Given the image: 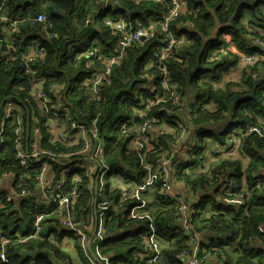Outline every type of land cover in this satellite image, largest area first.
<instances>
[{"label": "trees", "instance_id": "obj_1", "mask_svg": "<svg viewBox=\"0 0 264 264\" xmlns=\"http://www.w3.org/2000/svg\"><path fill=\"white\" fill-rule=\"evenodd\" d=\"M112 2L122 5L125 17L134 26L150 23V20L157 21L166 7V4L154 1ZM98 4H101L100 0H5L1 14L17 21V24L12 31L10 22H0V103L7 98L23 110V147L26 150L34 140L31 128L34 116L39 114L36 100L31 95L35 84H41V90L49 99V108L69 109L74 119L88 127L91 118L98 116L99 135L105 142L103 155L110 167L107 173L112 172L124 180L135 179L130 185L129 181L123 183L129 191L138 193L125 202L120 200L119 190L108 193V198L118 204V208L108 212L103 221L97 210L96 218L98 225L102 224L107 232L119 231L120 235L118 238L96 237L91 245L92 253L101 264H152L146 259L134 262L133 257V253L143 246L142 235L148 232L153 233L161 246L160 264H182L174 259V255L188 247L190 236L176 222V198L162 197L164 185L174 181L159 175L151 184L154 189L149 190L148 186V190L142 191L147 169L139 164L140 158L132 146L133 133L129 126L135 118L134 110L146 100L154 102L158 97L170 98L166 89L159 85L161 74L157 68L147 67L146 64L148 56L158 44L157 37L143 45L129 47L121 64L113 68L112 81L104 87L103 97L98 102H88L90 97L85 82L98 70L99 63H90L86 52L97 47L101 50L102 58H105L114 53L117 46L114 31L103 20L108 11L98 9ZM246 11L253 20H244ZM39 14L45 16V22L35 20ZM171 24H174L176 37H183V42L174 48L165 61L170 72L168 85L178 95L180 103L189 101L187 103L192 107L188 114L185 113L188 110L177 109L172 118H166L161 109L166 103L155 104L150 114L157 118L156 129L164 122L167 128L165 133H155L152 143L167 148L166 141L177 138L171 129L175 132L181 130L173 125L172 119H177L187 131L194 128V134L189 132L188 139L191 137L190 145H193L196 138V148L190 151L188 167L179 168L176 180L184 182L190 190L198 188L203 191L200 202L194 206L197 211L192 218L202 236V246L207 250L215 248L217 255H221V251L224 254L225 248L234 246L235 257L232 259L226 253L225 264H264V178H257L255 174L264 165V135L242 130L234 136L243 142L241 151L224 159L218 158L221 154L214 147L218 144L226 151L227 137L232 129H244L247 122L256 123L259 116L264 117L262 78L253 80L250 76H244L245 85L228 83L224 88L218 86L223 74L236 65L238 52L263 51V46L255 50L250 44L253 42L257 45L253 37L263 40L261 33L253 27L264 29V0H188L184 13L180 12L174 17ZM246 36H249L248 39ZM10 45L15 47L13 59L8 54ZM229 48L228 53L224 54V50ZM29 56L35 59L30 62L32 73L26 74L24 62ZM255 70H258L257 66L251 69ZM137 84H140L139 88H135ZM153 87L156 88L155 97L150 91ZM191 98H194V103L189 100ZM33 108L36 110L34 116L31 112ZM39 116L41 150L62 153L61 150L78 149V146L62 149L57 141L58 145H50L45 116ZM123 123L126 125L121 128ZM13 124V119L5 123V144L0 149V176L15 173V192L28 189L37 196L35 177L41 164L31 162V169H22L16 161L14 137L11 135ZM218 125L221 128L224 126V129L216 131ZM259 125L264 128V122ZM160 149L166 150L155 149L148 155L149 161H154ZM42 158L51 165L55 184L61 177V170L66 167L59 159ZM77 163L83 164L82 160ZM84 168L76 169L75 181L68 178L65 190L71 186L78 188L80 194L75 200L74 218L91 222L93 212L90 207L94 203H90L92 200ZM228 183L237 187L227 192L222 185ZM109 185H105L106 191ZM132 186L135 189L131 190ZM240 190L246 191L244 194L248 200L242 206L232 201ZM152 191L155 201L146 204L148 210H137L136 213L141 216L139 218L130 217L132 209L143 204V196H149ZM6 199L3 197L0 201V229L10 240L6 264H70L67 250L60 248L61 242L69 237L75 239L74 248L81 261L91 264L75 234L58 226L57 223H61L60 211L45 220L40 238L19 242L21 238H17L16 234H33L34 215L42 211L43 206H32L33 200L29 197L10 210L15 200L7 202ZM89 203L91 206L88 207ZM52 205L57 208L56 204ZM92 223L94 226V219ZM252 237L263 241L261 249L253 248ZM217 258L221 259V256Z\"/></svg>", "mask_w": 264, "mask_h": 264}, {"label": "built area", "instance_id": "obj_2", "mask_svg": "<svg viewBox=\"0 0 264 264\" xmlns=\"http://www.w3.org/2000/svg\"><path fill=\"white\" fill-rule=\"evenodd\" d=\"M5 0L0 1V7L2 4H4ZM133 3H139V2H145V1H154L155 3H164L168 7L167 10H164L157 21L150 20V23H144L141 28L134 30L132 32H124L123 28L124 25L132 23L131 20H128L125 17V12L122 10H118L116 8L110 9L111 15L110 16H104L103 20L111 21L112 19H116L118 24L116 25V31L114 32L113 36L116 39L117 46L114 47L115 52L112 54H104L106 55L105 58H102L103 55L100 54V49L95 47L93 50H88L86 52L87 57L89 58L90 63L98 62V70H95L90 77L88 81L85 82V84L88 86V92L92 93L97 96H102L104 94V87L111 83L112 81V67L118 66L121 64L124 57L127 55L126 48L131 47L134 45H143L147 41L154 39L157 37L158 44L156 45L154 52H152L147 59V67L155 66L157 68V72H159L160 75V81L159 85L167 90H169L170 86L169 84V70L167 69L165 65V61L171 56L174 48L179 44L183 42V37L177 38L176 34L174 32V24H171V21L176 17L180 12L185 11L186 6L188 4V0H130ZM1 20H7V17L1 16ZM38 19H44L43 15H39ZM15 28H12V31ZM12 39V37H11ZM256 42L262 43L261 40L256 38ZM15 52V47L12 45L8 48V54L10 55V59H13V53ZM257 56H240L238 58V65H243L248 71L250 72L249 76L252 79L259 78V74H257L256 71H251V69L254 66H257L258 69H264V59H258L259 57L264 56V47L263 51L256 52ZM35 57L29 56L28 61H33ZM103 62L106 64L103 65ZM25 72L30 71L29 63L26 61L25 63ZM147 75V74H146ZM143 78H145V74L143 75ZM156 78V76H154ZM152 79V78H151ZM161 83V84H160ZM166 84V85H165ZM151 93L156 96V88H151ZM31 95L36 100L37 105L42 106V112L39 113L41 115L45 116L49 115V117H54L60 121H62L64 124L67 125L68 129L73 128H79L81 132L90 133L91 137L88 138L85 142L78 145V149L69 150V151H62V154L58 155L56 151L54 150H41L37 146V141L40 140V131L38 128H34V131H32L34 140L30 143L29 149L26 150L23 147V137H24V129L22 126L17 125L15 126L12 131L11 135L15 138V149L17 150L15 159L20 164L22 169H31L32 164L31 162H39L42 161L40 165V170L38 171V176L36 180L38 181L37 190L38 195L35 196L31 191L28 189H22L21 192L16 193L14 195H9L12 200H14L17 197L23 196V197H31L33 202L32 204L36 203L43 205L40 202H37V199L42 196L47 202L51 204H56L57 208L59 210L64 209L66 210V214L64 215V226L67 228H70L74 231L75 236L78 238L79 243L81 244L82 248L85 250L87 254V241L90 237L91 232H84L83 229L86 228V224L82 222L76 221L73 216L71 215V211L74 208L75 200L80 194L79 190H76L75 187H72L70 189L65 190L67 185V180L64 176V174L57 179L56 183L53 184V177L54 174L51 170V165L45 163V159H43V156L48 157H55L59 160L64 161L63 166L66 167L63 172L67 173L69 170H75L77 168L85 167V165L78 164L77 162L81 159H88L91 164L90 168L87 169L84 168V173L86 178L88 179L87 187L91 190L92 195H94L96 198L101 200V206L98 209L99 210V216L101 218H104L106 214L110 211L115 210L118 208V204L111 201L108 197V193L104 190L103 186L98 185L96 188V177L101 169V176H105L110 167L105 162V157L103 155V148L100 146V139L97 137L98 132L100 131L98 121L96 118H91V121L89 122L90 128H86V126L83 124V122H78L76 119L73 118L71 115V112L69 109L60 110L55 107L49 108V103L47 99L45 98L43 93L35 94L31 92ZM162 97L156 98V101L153 102V100H146L145 103H142L138 108L134 110V116L137 115L139 120H132L130 123V130L133 133V136L131 140L134 143V149L138 154V157L140 158V161L145 162L147 160V156L141 155V151L144 149V147L152 148L153 140H152V134H161L166 132V123L164 122L163 125L156 129V122L157 118L155 115L150 114V109L155 106L157 103H161L160 99ZM151 101V103L147 102ZM166 103L164 107H162V111L164 113V116L166 118H172L171 111H176L178 108L176 105H174L172 102H162ZM145 106L143 107V105ZM20 108L13 102H7L4 104V114L0 111V146L3 143L2 135L5 132V123L9 120V115L12 111L19 110ZM102 111V109H101ZM3 114V115H2ZM36 115L34 116L35 123L40 122V116ZM166 120V119H165ZM173 125L175 127L180 128L181 132H187V129L184 128L177 119H172ZM126 124H122L121 128H123ZM247 132H256L258 134L264 135V128L260 125H255L250 127L246 130ZM171 132H175L174 129H171ZM234 134L231 135L227 141V143H240L241 139L235 138L234 136L238 135ZM184 139L182 137H177L173 142L180 143L181 140ZM36 141V142H35ZM190 142V141H189ZM188 142V143H189ZM61 147V146H60ZM62 148V147H61ZM62 149H72V148H62ZM191 150H183V151H174V150H158L159 155L156 156L157 164L159 166L164 167V169H157L156 167H149L145 166L147 169L145 182L143 183L145 186H151L153 181L156 179L157 176L163 175L170 181H174V183L178 182L176 180V175H173L170 173V171L166 170L165 168H171L175 170V167L181 166L182 168L188 167L187 163L189 162L190 152ZM264 156V153H263ZM81 157V158H78ZM58 161V160H56ZM70 164V165H68ZM184 165V166H183ZM15 175V173H11ZM135 176V175H134ZM133 176V178H135ZM16 177V175H15ZM22 178V176L20 175ZM1 179V177H0ZM73 181L77 179V176L75 175L72 177ZM99 180H102L101 177ZM135 180V179H134ZM224 181V180H223ZM135 182V181H133ZM164 185L162 191V195L165 198L168 197H175L177 202V224L180 225V227L187 232L188 234L191 233V220L187 217V214L191 211L187 208V205L190 204L183 196H175L172 191V184ZM222 185V184H221ZM237 187L236 184H223L222 189L229 192L232 189H235ZM124 191V190H123ZM244 192L245 190H240L238 193H236L232 201L237 203L239 206H242L246 203L245 200H247ZM135 194L138 192L135 191ZM92 200V198H91ZM120 200L122 202H125L129 200V197L126 194H122L120 196ZM1 201V199H0ZM7 202H10L6 199ZM31 204V205H32ZM35 205V206H36ZM193 208L196 205L190 204ZM2 206V202L0 203V207ZM141 205L135 206L132 211L130 212V217L132 218H139L141 217L136 211ZM51 213L48 211H45L44 209L36 214L35 219H33L32 223V230L33 234L31 236H21L19 234H16L17 238L22 237V243L26 242L29 238H40V233L43 231V221L50 215ZM97 214V210H96ZM96 214L93 212V218H96ZM91 220V221H92ZM261 227H259L260 229ZM97 235L100 237H105L110 234L114 235H120V233H112L107 232L102 224L98 226ZM202 236L199 234H192L190 237V243L194 244V248L191 251L190 249H183L180 252L176 253L174 255V259L176 261L181 262L182 264H205L210 256L213 254L217 255V250L215 248H212L209 253H198V246L199 242H201ZM256 237H252L251 240H254ZM10 240L6 236L5 232L0 230V261L6 262L7 260V246L9 244ZM143 246L151 245V249H148L147 251H143L142 247L138 250H136L133 253L134 262L137 260L146 259L152 264H160L161 256L157 253L156 249L159 247V243L154 239V237H144L142 239Z\"/></svg>", "mask_w": 264, "mask_h": 264}, {"label": "bare ground", "instance_id": "obj_3", "mask_svg": "<svg viewBox=\"0 0 264 264\" xmlns=\"http://www.w3.org/2000/svg\"><path fill=\"white\" fill-rule=\"evenodd\" d=\"M5 2V1H4ZM100 5H102V6H106V5H108V4H110V3H113L112 2V0H100ZM3 5V4H2ZM2 5H1V7H0V15L1 16H3L2 14H1V11H2ZM188 5V4H187ZM167 6L165 7V9L164 10H167ZM163 10V11H164ZM163 11H161V13L163 12ZM126 13V12H125ZM160 13V14H161ZM39 15H42V14H39ZM39 15H37L36 16V18H35V20L37 21V22H45V16H44V19H41V20H39L38 19V16ZM1 21H3V20H1L0 19V22ZM6 21H8V22H10V27L11 28H15L16 27V24H17V21H15V20H10V19H7ZM105 22V25L106 26H108V27H111L112 28V30L115 32L116 31V25L118 24V22L119 21H117V20H111V21H104ZM0 27H1V23H0ZM142 27V25H138V26H134V24H133V22L132 23H130V24H126V25H124V28H123V31L124 32H132V31H134V30H137V29H139V28H141ZM253 38H259V37H253ZM260 39V38H259ZM128 48L129 47H127L126 48V52H127V50H128ZM230 50V48L229 49H227V50H224V54H227L228 53V51ZM233 51L235 52L236 50H234L233 49ZM114 52H115V50H114ZM38 54H40V53H38ZM244 55H247V56H257V54H256V52H238V58L240 57V56H244ZM126 57V56H125ZM124 57V58H125ZM29 58V57H28ZM238 58H237V63H236V65H238ZM258 59H264V56H262V57H259ZM28 63H29V66H30V71L29 72H25V70H24V72L26 73V74H31L32 73V69H31V64H30V62L31 61H28V60H26ZM25 61V62H26ZM24 62V63H25ZM105 63V62H104ZM106 64V63H105ZM116 66V65H115ZM115 66H113L112 67V70H113V68L115 67ZM240 67H242L244 70H245V67L243 66V65H239ZM24 67H25V64H24ZM26 68V67H25ZM249 74H250V72L248 71V70H246V72H245V74H244V76L245 77H249ZM253 80H256V79H253ZM161 84V83H160ZM166 85V84H165ZM32 91H33V93H35V94H38V93H43V91L41 90V84H35L34 85V87H33V89H32ZM44 94V93H43ZM167 94H169V96H170V98H165V97H162L161 99H160V102L162 103V102H164V101H166V102H172L174 105H176L178 108H180V109H184V110H188V111H186L185 113L186 114H188L189 113V110H191V107H192V105L189 103H187L188 101L186 100V99H183V100H185V101H187L185 104H182V103H180L179 102V97H178V95H176V93H175V91H174V89H172V88H169V90H167ZM44 96H45V94H44ZM89 100H88V102H90V101H94V102H98L99 100H100V98H101V96H97V95H94V94H92V93H89ZM45 98L47 99V101H48V103H49V99L45 96ZM5 100V101H4ZM1 103H0V111H1V113H3L4 114V104L5 103H7V102H12V101H10V100H7V98H5ZM27 100V99H26ZM13 103V102H12ZM19 107V106H18ZM20 109L19 110H15V111H12L11 113H10V115H9V118L8 119H13V127H12V129L15 127V126H17V125H20V126H22L23 127V129H24V131H25V128H24V124H23V122H22V119H21V115H22V109H21V107H19ZM32 115L34 116L35 114H36V110L33 108L32 109ZM35 112V113H34ZM40 112H42V106L41 105H38V113H40ZM176 113V111H171V113ZM2 114V115H3ZM99 115V114H98ZM94 118H96L97 120H98V116H95ZM135 119H137V120H139L140 118H138V116L137 115H135ZM261 122H256V123H253L252 121H249V122H247L246 124H245V126H244V129H240L239 127L238 128H235V129H232L231 131H230V133H229V135H228V137H227V141H228V139H229V137L231 136V135H234V134H237V133H240L242 130H247V129H249L250 127H252V126H255V125H259ZM85 125V124H84ZM86 126V125H85ZM1 127V126H0ZM47 127H48V130H50V128L52 127L50 124H48L47 123ZM64 132H63V129H59V130H57V135H56V137H57V140L58 141H64V140H66L67 138H71V137H74L78 132H80V129L79 128H73V129H68L67 130V125L65 124L64 126ZM34 128H38V130L40 131V122L39 123H35V119L33 120V125H32V128H31V130L32 131H34ZM86 128H90V126L88 127V126H86ZM4 129H5V127H4ZM189 133V131H187V132H174V135L175 136H177V137H182V138H184V139H188V134ZM5 132H4V134L2 135V139H3V143H2V145L0 146V149L3 147V145L5 144ZM98 136V138L100 139V143L99 144H101L100 146L103 148V151H105V142H104V140H103V138L102 137H100V135H99V132H98V134H97ZM155 134H152V140H155ZM91 137V134L90 133H86V135L85 136H83V137H80L79 139H78V142L79 143H83V142H85L88 138H90ZM190 138V142H191V137H189ZM56 140V141H57ZM57 141V142H58ZM195 141H196V138L195 139H193V145L191 144L190 145V142L188 143V144H185V145H182V144H180V143H175V142H173V141H166L167 142V148L166 147H161V146H155L154 145V147H152V148H148V147H144V149L141 151V155H144V156H147L148 157V155H151V153L152 152H154V150L155 149H159V148H165L166 150H174V151H178V152H180V151H183V150H191V149H195L196 148V146H195ZM36 142V141H35ZM243 142H240V143H228L227 145H226V151H224V147H222V146H219V148H216V150H220V151H218V152H220V154L221 155H218V158H220V159H224V158H228V157H231L232 155H234V154H236V155H238L239 154V152L241 151V147L243 146V144H242ZM37 146L39 147V141H37ZM132 146H133V148L135 147L134 146V143H133V141H132ZM40 148V147H39ZM14 151H15V156H16V153H17V150L15 149V138H14ZM104 153V152H103ZM137 153V152H136ZM58 155L60 154H62V153H57ZM137 156H138V154H137ZM48 158H51V159H55V160H57L58 158H55V157H48ZM47 158V159H48ZM81 160H84V161H86V163L84 164L85 165V168L87 167V169H89L90 168V164H91V162L88 160V159H81ZM61 162H63V164H64V161H62V160H60ZM45 163H47V161H46V159H45V161H44ZM39 163L41 164L42 163V161H39ZM48 164V163H47ZM62 164V165H63ZM142 167H145V166H149V167H156L157 169H164V167H162V166H159L158 164H157V159L155 158L154 159V161L153 162H151V161H149V159L147 158V160L145 161V162H143V161H140V163H139ZM68 165H70V164H68ZM179 168H182L181 166H177V167H175V170L174 169H171V168H165L166 170H168V171H170V173L171 174H173V175H177V173H178V170H179ZM64 174V176L66 177V178H69V177H74L75 175H76V171L75 170H69L67 173H64L63 172V170H61V176ZM14 176L15 175H13V174H11V173H3L2 175H1V177H3V178H11L12 179V181L13 182H15V178H14ZM37 176H38V173H37V175H36V177H35V180H36V178H37ZM36 183H37V185H38V181L36 180ZM98 185H101V186H103V188H105V182H104V180H99L98 181ZM72 187H75L76 188V190H78V188L76 187V186H71L70 187V189L72 188ZM107 190L109 191V186H108V188H107ZM145 190H148V187L147 186H145L144 184H143V186H142V191H145ZM150 190V189H149ZM105 191H106V188H105ZM88 192H89V194H90V196H91V198H92V201L90 202V203H94L95 202V199H96V197L94 196V195H92V193H91V190L88 188ZM203 191L202 190H199L198 188H196L195 190H193V194L195 195V196H198V195H201V193H202ZM120 193V196L122 195V194H126L129 198H133V197H136L137 196V194H135L134 193V191H129L128 190V188H126L124 191H120L119 192ZM163 198H165L164 196H162ZM97 200H99L98 198H97ZM246 202L248 201V200H245ZM98 202V203H97ZM96 202V204H95V206H91V204L89 203L87 206L89 207V205L91 206L90 208V210H91V212H94V211H96V210H98L99 208H100V206H101V200H99V201H97ZM146 201L145 200H143V204H141V206L138 208V210H140V208L141 207H145V206H147L146 205ZM33 205H36V203H34V204H32V206ZM43 206V209L45 210V211H48V212H50L51 214L49 215V216H51V215H53V214H55L57 211H60L61 212V224L64 226V215L66 214V210H64V209H61V210H59L58 208H54V206L51 204V205H42ZM187 208L189 209V211H191V212H189L188 214H187V217L191 220V222H190V225H191V233L190 234H188L190 237L192 236V234H199V231L195 228V226H194V224H193V216L196 214V211L197 210H195L190 204H188L187 205ZM88 209V208H87ZM87 209H85V210H87ZM73 210H74V208H73ZM73 210L71 211V215L73 216V218H74V214H73ZM140 211H142V210H140ZM48 216V217H49ZM35 217H36V214L34 215V219H35ZM47 217V218H48ZM46 218V219H47ZM45 219V220H46ZM75 219V218H74ZM100 219L103 221V219L104 218H101L100 217ZM45 220L43 221V227H44V224H45ZM76 221H78V222H82V223H85L86 224V228L85 229H83L84 230V232H91V231H93L92 230V228L94 229V226H93V223H92V221L91 222H87V221H84V220H77V219H75ZM177 221V220H176ZM95 222H97V228H98V220H97V218H94V225H95ZM64 227H66V226H64ZM67 228V227H66ZM69 231H71V232H73L74 233V231L72 230V229H70V228H67ZM1 230V229H0ZM33 233V232H32ZM113 237V238H118L119 237V235H114V234H110V235H107V236H105V237ZM153 237V233H144L143 235H142V239L144 238V237ZM98 238V239H102V238H105V237H100V236H98L97 235V233L95 232V234H94V236H93V239H95V238ZM93 239H92V242H93ZM89 240H90V238L88 239V241H87V247H86V250H87V254H86V252H85V250L82 248V246H81V244H80V247H81V249H82V251H83V253H84V255L88 258V260H89V262L91 263V264H101V262L98 260V258L95 256V257H93L90 253H89V251H88V244H89ZM23 240L21 239V240H19V242H22ZM92 242H91V245H92ZM158 242V241H157ZM193 248H194V244H191L190 242H189V245H188V247L186 248V249H190L191 251L193 250ZM148 249H151V245H147V246H143V248H142V250L143 251H147ZM156 251H157V253L161 256L162 255V252H161V246L159 245V247L156 249ZM210 252V250H207V249H205L203 246H202V243L201 242H199V246H198V253H209ZM210 257H212V256H210ZM7 261H8V259L6 260V262H2V261H0V264H6L7 263Z\"/></svg>", "mask_w": 264, "mask_h": 264}, {"label": "crops", "instance_id": "obj_4", "mask_svg": "<svg viewBox=\"0 0 264 264\" xmlns=\"http://www.w3.org/2000/svg\"><path fill=\"white\" fill-rule=\"evenodd\" d=\"M115 4H119V3H116V2H113V3H110L106 6H102V5H99L98 6V9H105L107 11H110V9H118V10H121L119 7L115 6ZM112 12V11H110ZM245 18L244 20H253L252 16L250 15L249 11H246L245 12ZM1 28V27H0ZM254 29H257L261 35L263 36V40L262 43L260 42H257V45L254 44L252 42V44H250L253 48H255V50L257 48H262V46L264 47V29L261 28L260 26H255L253 27ZM249 36H246V38L248 39ZM253 39H256V38H253ZM234 47V46H233ZM231 47V48H233ZM245 70H248L245 68ZM245 70L240 67L239 65H235L233 67H231L227 72L224 73L223 75V78L222 80L219 82L218 86L224 88L228 83H233V84H241L244 82L245 80V77H244V74H245ZM257 72V74H259V78H262L264 80V69H258V70H255ZM189 102V101H188ZM192 103H194V100H191ZM212 107V106H211ZM210 107V108H211ZM187 118L189 116H186ZM46 122L48 124H50L52 127L50 128L49 130V143L50 145H58V143L60 144V146L62 148H72V147H77L79 144L78 142V139L80 137H83L86 135L85 132H78L74 137H71V138H67L66 140L64 141H58L57 140V130L59 129H63V132H64V123L54 117H49V115H46ZM257 121L259 122H264V117H258L257 118ZM189 122V121H188ZM191 124V123H190ZM67 130H68V127H67ZM194 128L192 127V130L189 131L191 133L194 134L193 132ZM56 140L58 141V143L56 142ZM206 140V139H205ZM190 140L189 139H182L181 140V144L182 145H185V144H188ZM215 148H219L218 144H215L214 145ZM220 151V150H218ZM256 176H258L257 178L260 177V179H263L264 178V165L262 167H260L257 172L255 173ZM114 177V178H111L110 180H108L109 177ZM134 175H132L133 177ZM1 177V176H0ZM101 179L102 180H108L107 182L109 184H111V186H109V191H106V193H111V192H114L115 190H119V191H123L125 190L128 186L126 184L123 183L122 179L120 176L116 175V174H113V175H109L107 177L105 176H101ZM124 181H128L127 179L124 180ZM134 180L132 179V181H130L131 183H134L133 182ZM129 183V184H131ZM15 185H14V182L12 181L11 178H3L1 177L0 179V199H3V197H6L8 201H12L11 197L9 195H14L15 194ZM135 189L133 186L131 188V190ZM149 189L152 190L154 189V186L151 185L149 186ZM172 191L174 193L175 196H183L185 198V200H187L188 202H190V204H193V205H197L199 202H200V199L201 197L203 196V194L201 195H198V196H195L193 194V190H190V188L184 183V182H181V181H178L174 184H172ZM205 196H209V195H205ZM146 201L147 199V203H153L155 200H154V197L149 195V196H144L143 197ZM27 197H23V196H20V197H17L15 198V202L13 203L14 204V209L20 205V202H25L27 201ZM37 202H40L42 203L43 205H51V203L47 202L42 196H40L38 199H37ZM59 222H60V219H59ZM59 224L58 226L61 227L62 229H65V227L61 224V223H57ZM48 225V224H47ZM46 225V226H47ZM66 230V229H65ZM22 239V237H20ZM70 238H68L67 240H63L60 244V248L61 249H66L67 251H73V248L75 247L74 245V241L71 239L69 240ZM95 241V239H93V242ZM253 248L255 250L257 249H261L262 246H263V241L262 240H253ZM234 246L233 247H227L225 248L224 250V254L222 253L221 251V255H216V254H213L212 257L209 258V260L205 263V264H225L226 263V259H227V255L226 253H228L232 259L235 257V253H234ZM68 253V252H67ZM69 255V254H68ZM218 256H221V259L217 258ZM72 257V256H71ZM70 258V264H75V262L73 261V257ZM72 261V262H71ZM79 264H84L82 261H79Z\"/></svg>", "mask_w": 264, "mask_h": 264}, {"label": "rangeland", "instance_id": "obj_5", "mask_svg": "<svg viewBox=\"0 0 264 264\" xmlns=\"http://www.w3.org/2000/svg\"><path fill=\"white\" fill-rule=\"evenodd\" d=\"M106 15H107V16H110V15H111V12L108 11ZM223 75H224V74H223ZM240 85H241V84H240ZM242 85H245V84L242 83ZM139 87H140V84H137L135 88H139ZM122 100H123V99H122ZM189 100H190V101H191V100H194V98H191V99H189ZM221 129L223 130V129H224V126H222V128H221V126L218 125V126H216V129H215V130H216V131H219V130H221ZM82 162H83V164H81V165H84V164L86 163V161H84V160H82ZM183 166H184V165H183ZM186 168H187V167H186ZM108 174H109V173H106V174H104V175H105V176H109L110 174L113 175L114 173L111 172L109 175H108ZM111 178H114V177H113V176H112V177H109L108 180H110ZM108 180H107V181H108ZM107 181L104 180L105 184H106V185H107V184L109 185V183H108ZM122 181L124 182V180H122ZM128 181H129V180H128ZM129 183H131V182L129 181ZM128 185H130V184H128ZM109 186H111V184H110ZM201 194H202V193H201ZM150 195L154 197V193H153V191L151 192ZM144 196H148V195L145 194ZM144 196H143V197H144ZM142 199L145 200L144 198H142ZM146 201H147V199H146ZM33 206H35V205H33ZM13 209H14V205H13V207H12L10 210H13ZM140 210H142V211L148 210V207H147V206H145V207H141ZM69 238H70V237H69ZM89 238H90V237H89ZM67 239H68V238L64 239V241L67 240ZM71 239H72L73 241L75 240L74 238H70L69 240H71ZM74 243H75V241H74ZM65 250H66V249H65ZM67 252H68V254H69L70 257L72 256V257L74 258L73 261L75 262V264H79V262H78L77 260L81 261V259H80L79 256L77 255V253H76V249L73 248V251H67ZM72 257H71V258H72ZM71 262H72V261H71Z\"/></svg>", "mask_w": 264, "mask_h": 264}, {"label": "water", "instance_id": "obj_6", "mask_svg": "<svg viewBox=\"0 0 264 264\" xmlns=\"http://www.w3.org/2000/svg\"><path fill=\"white\" fill-rule=\"evenodd\" d=\"M115 6L119 7L120 9L122 8V5H121V4H115ZM4 101H5V100H4ZM134 120H136V119L134 118ZM101 174H102V173H101V169H100V172L98 173V175H97V177H96V188H97V186H98V181H99V179H100V177H101ZM95 204H96V199H95V202H94V206H95ZM94 214H96V211H94ZM65 229L68 230L66 227H65ZM96 229H97V222H95L94 229H93V231H92V233H91L90 240H89V244H88V251H89V253H90L93 257H95V256H94V254L92 253V250H91V242H92L93 236H94V234H95V232H96Z\"/></svg>", "mask_w": 264, "mask_h": 264}]
</instances>
